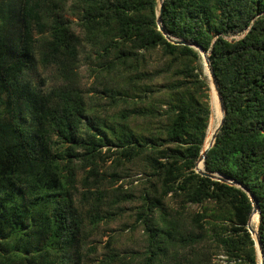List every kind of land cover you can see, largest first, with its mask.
<instances>
[{
    "label": "trees",
    "instance_id": "1",
    "mask_svg": "<svg viewBox=\"0 0 264 264\" xmlns=\"http://www.w3.org/2000/svg\"><path fill=\"white\" fill-rule=\"evenodd\" d=\"M157 16V0H0V264H82L87 233L133 198L104 187L108 161L143 179L147 247L133 264H159L168 249L174 264H212V246L227 264H259L247 193L194 170L222 117L208 68L158 31ZM160 18L170 38L209 53L225 115L204 171L254 196L264 260V0H163ZM82 51L121 74L124 87L103 90L129 104L116 119L85 100ZM151 53L165 61L149 72ZM38 64L60 84L34 86ZM107 250L101 264H131Z\"/></svg>",
    "mask_w": 264,
    "mask_h": 264
},
{
    "label": "rangeland",
    "instance_id": "2",
    "mask_svg": "<svg viewBox=\"0 0 264 264\" xmlns=\"http://www.w3.org/2000/svg\"><path fill=\"white\" fill-rule=\"evenodd\" d=\"M145 57L149 72L161 68L165 61L158 53H151ZM95 64L94 61L87 59L84 51L81 52L78 62V86L85 100L91 106L94 115L104 117L107 120L116 119L120 113L129 107V104L122 100L111 101L103 93V90L124 87L121 74L100 70ZM28 78L41 91H47L60 84L52 69L44 68L39 64L33 71L28 72ZM169 78L170 75H161L155 83L162 85ZM208 103L210 106L209 98ZM101 168L107 180L104 182L106 189L120 188L122 193L130 194L133 198L128 202L121 203L117 208L108 209L110 214L108 218L103 220L95 231L87 233L81 251L84 257L82 264H101L109 248L133 264L144 257L143 253L147 247L146 233L143 226L136 220V214L142 205L140 196L144 189L143 179L140 174L129 170L128 167H116L111 161L102 165ZM114 172L117 173L118 179L107 176V174ZM83 175V172L78 173L77 180H80ZM79 190H82L80 184ZM197 211L200 210L195 206L187 210L188 214ZM211 254H217L212 256V264H227L225 256L216 252L214 246L211 248ZM179 257L178 254L168 249L166 254L161 257L159 264H174L180 260Z\"/></svg>",
    "mask_w": 264,
    "mask_h": 264
},
{
    "label": "water",
    "instance_id": "3",
    "mask_svg": "<svg viewBox=\"0 0 264 264\" xmlns=\"http://www.w3.org/2000/svg\"><path fill=\"white\" fill-rule=\"evenodd\" d=\"M157 2H158V16H157L156 24H157L158 31H160L163 34V36L168 41H170L172 44L181 45V46H187V47L193 48V49H195V50H197L199 52V54L201 56V59L203 61V64L206 65L207 68H208V77H207V79H208L209 88H212L215 91L216 96H217V101H218V104H219V108H220V111H221V114H222L221 120H220L218 126L216 127L214 134H213L212 143L208 147H206L205 149L202 150V152L200 153V155H199V157L197 159L196 166H195L194 170H195L196 173L200 174L201 176L210 178L212 180H216L218 182L228 183L229 185L236 186V187L242 189L243 191H245L247 193V195H248V197H249V199H250V201L252 203V211H251V214L249 216V219H248V222H247V225H246V230L248 231V233L250 234V236L252 238L253 229L251 227V221H252V217L255 214H257L258 223H257V227H256V239L254 240V248H255V252H256L257 258L259 257V264H264L263 254H262V251H261L260 242H259V238H258V235H257L258 234V226H259V222H260V213H259L258 204H257L256 199L241 184L236 183V182L231 181V180H227L226 178L221 177L219 175L210 174V173H207V172L204 171V159H205V156H206V152H207V150L210 147L213 146L215 138H216V135H217L222 123H223V118H224V115H225V106L223 104L222 97H221V94H220V91H219L217 79H216V77H215V75L213 73V70H212V68L210 66V62H209V59H208L209 53L205 52L202 48H200L195 43H193V42H191L189 40H174V39L170 38L168 36V34L164 31V29L162 27V23H161V18H160V14H161V11H162L163 0H157ZM200 163L202 164V167L198 168V165Z\"/></svg>",
    "mask_w": 264,
    "mask_h": 264
},
{
    "label": "bare ground",
    "instance_id": "4",
    "mask_svg": "<svg viewBox=\"0 0 264 264\" xmlns=\"http://www.w3.org/2000/svg\"><path fill=\"white\" fill-rule=\"evenodd\" d=\"M205 149V148H204ZM258 217V216H257ZM256 239V237L253 239V240H255Z\"/></svg>",
    "mask_w": 264,
    "mask_h": 264
}]
</instances>
